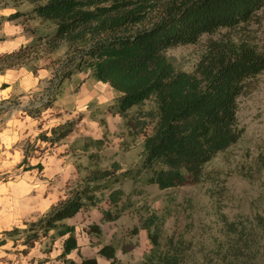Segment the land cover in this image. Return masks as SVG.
<instances>
[{
  "label": "trees",
  "instance_id": "trees-1",
  "mask_svg": "<svg viewBox=\"0 0 264 264\" xmlns=\"http://www.w3.org/2000/svg\"><path fill=\"white\" fill-rule=\"evenodd\" d=\"M32 8L27 15L51 31L31 30L32 39L22 46L0 52V75L8 70L26 68L34 75L39 69H52L46 102L28 115L38 117L51 107L63 83L78 73H90L94 80L108 84L117 96L110 106L113 114L127 119L128 111L148 100L154 110L143 111L134 124L140 133L152 122L153 130L143 140L141 164L137 175L147 174L145 183L160 189L197 184L204 176V166L241 137L237 124V99L245 93L249 81L264 70V52L250 42H211L195 70H178L166 51L179 45L195 44L204 34L221 28H235L253 20L264 0H27ZM162 3L161 7L158 4ZM25 16L15 11L7 21ZM55 55L54 59L50 56ZM48 59V63L42 61ZM128 121V120H127ZM72 125L52 127L51 136H42L50 144L65 138ZM28 163L24 152L22 164ZM40 167L28 165L26 169ZM110 169H95L83 178L84 186L57 201L36 221L24 229L13 228L3 234L12 237L23 233V244L32 247L40 234L50 242L64 237L58 256L64 264H78L67 256L79 255L76 231L65 221L78 211L94 205V193L109 186ZM129 175L123 172L120 177ZM118 181L116 178L113 182ZM123 191L110 190V203L117 207ZM106 210L103 220L119 218ZM264 226V221H262ZM150 249L139 264H191L171 238L162 243L161 219L155 213L143 222ZM255 228L237 232L218 247L220 264H256L258 260ZM138 231L134 228V233ZM98 236V225L89 227ZM264 237V227H263ZM4 238L0 243H4ZM98 254L118 264L116 247L106 244ZM81 264H96L83 259Z\"/></svg>",
  "mask_w": 264,
  "mask_h": 264
},
{
  "label": "rangeland",
  "instance_id": "rangeland-1",
  "mask_svg": "<svg viewBox=\"0 0 264 264\" xmlns=\"http://www.w3.org/2000/svg\"><path fill=\"white\" fill-rule=\"evenodd\" d=\"M31 8L27 0H0V51L30 41L33 28L51 31L50 26L26 14ZM15 11L25 16L5 20ZM226 40H245L264 52V6L248 24L204 34L195 44L168 49L166 56L176 69L193 72L211 42ZM50 58L54 59L55 55ZM42 62L48 63V59ZM51 72L52 69L43 68L34 75L23 67L6 71L4 74L9 75L14 92L9 99L0 101V109L17 108L34 119L40 131L22 146L28 157H44L53 149L61 156L68 155L73 174L66 182V196L81 189L83 178L93 170H112L114 165L118 166L111 174L109 186L94 193V205L84 199L86 207L74 216L73 221L88 233L85 242L98 250L113 244L118 264H139L151 247L142 224L155 213L161 219V242L171 238L191 257V264H220L218 247L226 240L227 223L228 237L235 235L230 231L233 227L237 232L242 228L251 232L255 228L256 264H264V70L249 81L247 90L237 99V124L242 130L239 140L204 166L201 182L167 189L145 183V173L135 174L141 164L143 140L152 132L154 123L150 122L140 133L127 123L130 119L135 124L140 113L154 110V102L148 100L133 107L124 119L110 109L117 93L108 84L94 80L90 73H78L63 83L51 107L38 117H31L28 114L50 96L47 97L46 89ZM30 81L35 82L31 87ZM63 124L73 128L65 138L55 144L42 138L51 136L52 127ZM28 165L29 162L24 163V167ZM126 171L129 175L120 177ZM116 178L118 181L113 182ZM114 188L123 191L117 207L109 200L110 190ZM106 210L112 214L121 210V215L116 220L105 221L102 216ZM92 225L101 228L100 236L89 232ZM134 228L138 229L136 233ZM49 234H40L38 239L40 249L46 254L54 245ZM78 256V264L83 259H94L83 257L80 251Z\"/></svg>",
  "mask_w": 264,
  "mask_h": 264
},
{
  "label": "crops",
  "instance_id": "crops-1",
  "mask_svg": "<svg viewBox=\"0 0 264 264\" xmlns=\"http://www.w3.org/2000/svg\"><path fill=\"white\" fill-rule=\"evenodd\" d=\"M34 84V81H30L29 87ZM13 92L9 75H0V101L9 99ZM39 131L34 119L25 115L24 111L17 108L0 109V240L5 231L24 229L26 223L44 216L57 201L67 195L66 182L73 174L68 155L61 156L53 149L44 157H28L30 165L40 164V167L26 169L22 164L23 144L34 139ZM74 216L65 222L75 227L80 254L94 258L96 264H108V260L97 253L96 247L85 242L84 237L88 233L81 224L73 221ZM16 236H4L5 242L0 243V264H63L58 256L64 237L53 241V248L46 254L40 249L39 241L26 248L23 233ZM67 257L80 263L76 250Z\"/></svg>",
  "mask_w": 264,
  "mask_h": 264
},
{
  "label": "built area",
  "instance_id": "built-area-1",
  "mask_svg": "<svg viewBox=\"0 0 264 264\" xmlns=\"http://www.w3.org/2000/svg\"><path fill=\"white\" fill-rule=\"evenodd\" d=\"M1 168V167H0Z\"/></svg>",
  "mask_w": 264,
  "mask_h": 264
}]
</instances>
